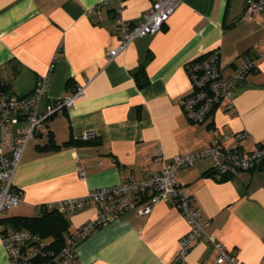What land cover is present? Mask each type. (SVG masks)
<instances>
[{"label":"crops","instance_id":"obj_1","mask_svg":"<svg viewBox=\"0 0 264 264\" xmlns=\"http://www.w3.org/2000/svg\"><path fill=\"white\" fill-rule=\"evenodd\" d=\"M152 3L127 0L121 16L139 24ZM117 8L112 0H0V101L28 96L37 78L48 76L37 109L44 114L50 103L83 87L73 106L48 118L28 141L12 180L21 203L0 216L2 229L15 217H39V206L158 174V151L168 164L230 132L246 137L225 149L264 146V13L242 22L243 0H179L159 32L134 40L109 61L119 43ZM216 51L224 78L245 54L263 58L204 123L193 124L180 106L191 94L186 67ZM139 71L141 88L134 78ZM84 132L94 138L83 141ZM210 174L209 158L177 174L208 238L192 245L186 263L216 264L221 247L239 264H264V163L225 181ZM97 212L88 204L67 216L69 235ZM189 232L171 204H158L145 217L129 211L81 242L72 264H176L179 241ZM0 264H9L2 246Z\"/></svg>","mask_w":264,"mask_h":264},{"label":"built area","instance_id":"obj_2","mask_svg":"<svg viewBox=\"0 0 264 264\" xmlns=\"http://www.w3.org/2000/svg\"><path fill=\"white\" fill-rule=\"evenodd\" d=\"M112 1L118 6L115 17L119 43L108 52L109 61L125 52L134 40L153 36L159 32L179 3V0H153L151 8L143 15L142 22L130 25L121 16L122 6L127 0ZM243 2L240 21L249 22L256 13H264V0H243ZM95 10L96 8H92L86 15ZM260 58H263V55L245 54L238 66L226 78L222 76L217 51L190 62L186 67V73L191 94L180 101L181 109L187 119L193 124L204 123L215 108L230 97L232 91L253 70L255 61ZM48 87V76L38 77L33 91L28 96L0 101V216L17 208L21 203L20 195L13 190L12 180L30 138L48 118L73 106L74 102L83 95V87H77L70 97L50 103L46 112L39 114L38 104L46 97ZM225 108L231 109L232 105L227 103ZM245 137L244 132L222 134L213 138L206 150L195 155H177L168 164H165L158 151L155 161L162 164L158 174L139 182L131 181L94 189L80 198L64 200L58 204L39 206V210H55L65 218L88 204L98 208L96 218L71 233L64 248L52 258L51 262L72 264L75 250L81 242L126 212L131 211L137 216L145 217L156 205L171 204L183 215L190 228L188 235L179 241L176 258V264H187L186 257L192 245L201 238L206 240L208 238L205 234L206 224L201 222L200 213L193 206L189 194L180 188L177 174L204 158L210 159L211 176L215 181H221L235 172L254 169L259 163L264 162V146L252 152L241 151L238 147L225 149L226 143L234 141L236 146H239ZM92 138H94L93 132H84L81 136L83 141ZM78 177L84 180V173L78 172ZM0 246L5 249L9 264H31L33 259L43 255L44 244L26 231L2 229L0 223ZM216 264L239 263L231 253L218 247Z\"/></svg>","mask_w":264,"mask_h":264},{"label":"trees","instance_id":"obj_3","mask_svg":"<svg viewBox=\"0 0 264 264\" xmlns=\"http://www.w3.org/2000/svg\"><path fill=\"white\" fill-rule=\"evenodd\" d=\"M134 78L141 85L142 72L134 74ZM49 142L54 146L52 137H49ZM70 143V142H69ZM67 143V144H69ZM56 147V146H55ZM264 163V162H263ZM262 163V164H263ZM211 175V174H210ZM229 176H226L221 181H225ZM39 217H15L10 219L6 228L14 230H23L30 235L37 237L41 243L44 244L43 255L33 259L31 264H55L52 258L55 257L66 245L69 235V225L65 217L56 212L55 210H40ZM51 256H50V255ZM49 255V256H48Z\"/></svg>","mask_w":264,"mask_h":264}]
</instances>
